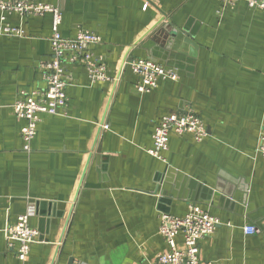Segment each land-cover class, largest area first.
Segmentation results:
<instances>
[{
	"label": "crops",
	"instance_id": "obj_1",
	"mask_svg": "<svg viewBox=\"0 0 264 264\" xmlns=\"http://www.w3.org/2000/svg\"><path fill=\"white\" fill-rule=\"evenodd\" d=\"M35 1L62 10L64 37L101 36L89 48L111 79L68 63L66 108L42 114L24 149L12 105L47 88L53 15L0 13V26L23 31L0 32V264H153L169 249L162 214L185 216L190 204L220 220L200 240L203 264H264V12L246 0ZM134 58L179 79L140 93ZM189 106L209 135L171 133L164 158L150 154L161 118ZM28 210L40 242L21 261L4 230Z\"/></svg>",
	"mask_w": 264,
	"mask_h": 264
},
{
	"label": "built area",
	"instance_id": "obj_2",
	"mask_svg": "<svg viewBox=\"0 0 264 264\" xmlns=\"http://www.w3.org/2000/svg\"><path fill=\"white\" fill-rule=\"evenodd\" d=\"M225 4L235 5L241 0H222ZM251 8L264 12V0H246ZM146 7V6H145ZM17 12L27 16H41L45 13L53 15L52 36L50 38L53 56L44 66L45 78L48 82L43 91L26 94L12 105L16 116L26 120L22 129L25 142L24 149H31V142L37 133V126L41 115L60 114L67 106L66 87L69 77L66 71L68 63L82 61L88 71L91 81H108L106 66L91 51L89 46L99 44L101 36L90 30L79 29L74 38H67L60 32L62 10L51 4L35 0H0V13ZM5 19L4 16H2ZM3 34L15 36L23 33L11 25L0 26ZM132 70L138 76L136 90L140 93L149 92L157 88L160 80H178V70L161 63L153 58H134L129 62ZM171 133L183 135L192 134L196 140L202 141L209 134L204 120L191 107L167 114L161 118L153 133L154 146L150 154L157 158H164L169 149ZM258 151L264 157V131L259 138ZM32 211L28 210L18 216L17 222L6 226L4 232L8 243L13 246L18 243L17 258L26 261L29 258L31 246L40 242L39 231L30 224ZM220 220L210 215L198 205L190 204L189 212L185 216L162 214L160 234L164 236L169 249L158 254L153 264H203L199 258L200 240L214 233ZM247 234L257 232L254 225L244 226ZM182 234L184 246L180 247L177 237Z\"/></svg>",
	"mask_w": 264,
	"mask_h": 264
},
{
	"label": "water",
	"instance_id": "obj_3",
	"mask_svg": "<svg viewBox=\"0 0 264 264\" xmlns=\"http://www.w3.org/2000/svg\"><path fill=\"white\" fill-rule=\"evenodd\" d=\"M171 34L172 35H175V36H178V34L180 35V32H179V30H177L176 28L175 29H172L171 30ZM71 262V261H70Z\"/></svg>",
	"mask_w": 264,
	"mask_h": 264
}]
</instances>
